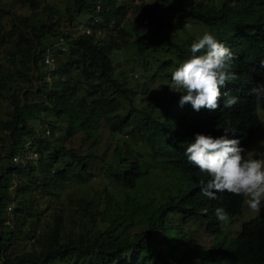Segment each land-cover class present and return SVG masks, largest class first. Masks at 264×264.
Segmentation results:
<instances>
[{
  "label": "trees",
  "instance_id": "1",
  "mask_svg": "<svg viewBox=\"0 0 264 264\" xmlns=\"http://www.w3.org/2000/svg\"><path fill=\"white\" fill-rule=\"evenodd\" d=\"M19 1L28 5L30 14L5 10L0 0V47H5V55H0L4 60L0 61V97L6 98L11 108V117L1 122L5 134L0 133V264H264V216L245 222L239 235L223 234L215 222V208L222 206L228 217L234 216L242 210L244 195L223 192L216 200L203 196L198 179L207 177L183 153L195 132L217 136L226 126L236 128L245 149L252 141L260 123L258 108L264 109V100L257 102L250 92L253 84L264 83V0H221L219 4L189 0L166 21L168 27L199 22L236 57L232 66L236 80L226 82L221 92L238 96V102L224 108L222 96L217 109L202 108L205 114L199 111L191 118L176 106L181 92L167 102L141 110L138 91L128 86L125 73L116 74L111 53L128 45L129 56H144V74L171 79V72L188 50L182 40H152L161 22L149 24L146 16L140 18L146 31L135 34L130 43L125 38L129 32L121 23L127 0H75V7L65 13L43 0ZM97 3L102 4L103 35L66 31L67 21L72 25L84 21ZM137 7L140 12L148 8L143 0ZM189 42L184 40V44ZM48 54L55 58L51 64L45 62ZM51 76L52 80H47ZM146 85L148 82L143 83ZM147 92L144 89L142 93ZM183 107L192 109L189 103ZM45 112L65 120H49L46 125L58 136L52 134L51 127L50 135L37 130L46 121ZM134 114L140 116L139 127L145 126L142 136L150 145V162L126 157L122 146L109 157L98 152L81 155L61 141L63 133L72 135L75 122L92 131L105 121L110 131L121 133ZM28 141V149L39 156L40 171L32 161L28 166L34 158L23 150ZM16 156L23 159L15 162ZM155 161L169 181L165 193L162 197H137V185L142 184L146 169L156 165ZM96 163L102 164L105 181L120 188L116 197L108 184L103 196L96 190L92 199L70 194L68 204L41 223V214L29 194L32 187L48 191L56 181L91 183L99 174L92 169ZM27 168L37 181L33 186L20 184V190L11 192L14 172L26 175ZM196 221L212 237L210 246L199 251L197 258L192 257L193 252L184 251L191 241L188 228ZM24 243L27 250L9 253Z\"/></svg>",
  "mask_w": 264,
  "mask_h": 264
},
{
  "label": "rangeland",
  "instance_id": "2",
  "mask_svg": "<svg viewBox=\"0 0 264 264\" xmlns=\"http://www.w3.org/2000/svg\"><path fill=\"white\" fill-rule=\"evenodd\" d=\"M45 3L53 4L56 9L62 10L65 13L67 8H74L75 7V0H43ZM207 1V0H205ZM216 4H219L221 0H214ZM2 6L5 8L15 12L17 14H30L31 9L28 5H23L19 0H3ZM128 5L127 7L124 6V10H126L125 16L123 17L122 26H125V29L128 30L129 35L125 38L130 42L133 43L134 36L138 32L145 33L146 26L143 23L140 25V18L145 17V20L150 21H158L162 23V27L159 26V30L156 34L152 35V40H155L157 43L162 41H166L168 43H174L177 40L183 42L184 47L189 51V47L191 43L198 39L204 32V28L198 25L197 21H188L182 27L172 26L168 27L165 26L166 21L169 18H172L173 15L178 14V6H186L189 3V0H143V3H146L147 9L144 12H140L139 6L142 0L138 3L136 0H127ZM125 3V1H124ZM151 14L148 16V14ZM8 15H5L4 21L7 20ZM90 16L86 15L83 17L84 20H87ZM168 22V21H167ZM200 24V23H199ZM186 26V27H185ZM190 40L189 44L185 43L184 40ZM128 51H130L129 46H125L122 49H116L114 52L111 53L114 62L116 63V74H124L128 77L127 84L129 87L135 88L138 91V96L141 99V103H138V107L141 110H148L152 104H161L171 100L170 98L179 94L178 91L171 90L168 86L170 83V79L167 77L156 76L152 77L150 74H144L143 66V55H138L133 57L128 55ZM0 55H5V47H0ZM175 58V56H173ZM128 58V59H126ZM0 61H4L0 59ZM155 67L153 66L152 69ZM152 72V71H148ZM47 80H52L51 77H47ZM144 82H148V85L143 86ZM144 89H147V93H142ZM166 98V99H161ZM32 99H34L32 97ZM176 106H179L177 103ZM181 108L182 112H184L189 118L197 116L199 113L194 111L191 108L186 107H177ZM128 109V108H126ZM125 109V110H126ZM201 114H205L204 110H200ZM258 114L260 123L257 126L253 140L250 144H248L246 150L256 151V150H264L261 149V145H264V109L258 108ZM11 117V108L9 105V101L6 98L0 97V133L5 134V131L2 130V120H6ZM44 118L46 121H43V126H38L37 130L44 133L45 129H49L46 127L48 125V121H65L60 120L53 114L49 112H45ZM140 118L139 115H133L128 127L121 133H116L110 131L106 127L105 121H101V123L94 128L92 131H87L81 128L76 122L74 123V128L72 131L71 136H66L64 133L60 135L61 141L64 142L66 147L75 150L77 153L83 155L89 152H98L99 154H103L106 157L113 152V150L117 146H122L125 151L124 155L132 160H141L143 162H150L151 158L149 156L150 145L145 142L143 139L142 133L145 132V126L142 125V128L139 127L138 121ZM53 132H56L52 127L50 128ZM57 136L59 135L58 132ZM50 135V134H47ZM56 135V134H55ZM51 139H55L53 135L50 137ZM57 139V138H56ZM55 141V140H54ZM28 141L23 148L27 152V156L34 157L32 160H29L28 166L34 163L36 169L40 168V163L38 162L37 155L34 152L28 149L29 147ZM250 154V153H249ZM3 155H6V152H3ZM17 160L14 159L15 162H20L21 159L17 156ZM32 161V163H30ZM98 162V161H97ZM154 166H150L145 171V177L142 180V184L137 185L136 189V196L145 199V195H157L159 194L160 197L165 193L164 186L166 183L169 184L168 178L165 176V173L162 172L161 167L155 161ZM37 165V166H36ZM92 169H97L99 174L97 178H94L91 183L85 184H75V183H62V182H51L48 187V191L38 190L34 188L33 184L37 181L34 178L31 172H29V168L25 169L27 171L26 175L20 173V171H15L13 174L14 186L10 188V191L16 193L20 190V184L23 185H30L33 186L32 192H30V196L33 200H35L36 204V211L37 213L41 214L40 221L41 223L47 221L51 216L56 215L59 213L61 208H64L66 204L69 202L70 194L75 196H88L90 199L93 198L94 192L97 190L102 196L104 195V190L106 185L112 189L114 193L113 196L116 197L117 192L120 191V188L111 183L110 181L106 182L104 179V174L102 175L101 172L104 168H102V164L96 163L92 166ZM40 171V169H39ZM1 175V172H0ZM15 175V176H14ZM95 177V176H94ZM100 179H104L100 182ZM154 181V184L152 182ZM31 188V189H32ZM30 189V190H31ZM156 189V190H155ZM155 190V191H154ZM248 197L244 195V204L240 213L228 217L227 221H218L215 222L221 226L223 230V234L228 236H236L239 235L242 226L245 222L252 220L257 216H264V207H261L258 211H254L247 206ZM9 209V208H8ZM11 209L8 210V212ZM12 214V213H10ZM37 218V216H35ZM65 219L69 223V217L65 212ZM52 221V220H51ZM197 221L194 223H190V227L188 228V232L190 235V243H188L184 251L185 252H193L192 257H198L199 251L203 250L206 247H209L212 241L211 234L206 230L202 229L201 226H197ZM82 229V228H79ZM134 228L133 230H135ZM158 242L157 240H155ZM28 246L24 243V246L21 247H12L9 250V253H16L15 251L21 252L23 250H27ZM65 264V263H63Z\"/></svg>",
  "mask_w": 264,
  "mask_h": 264
},
{
  "label": "clouds",
  "instance_id": "3",
  "mask_svg": "<svg viewBox=\"0 0 264 264\" xmlns=\"http://www.w3.org/2000/svg\"><path fill=\"white\" fill-rule=\"evenodd\" d=\"M235 59L222 40L205 31L191 43L186 58L171 72L169 88L182 93L178 104L183 107L189 103L196 112L202 108L211 111L220 106L223 96L224 108L235 105L238 96L229 91L221 92L226 82L236 80L232 70ZM250 92L257 102L264 100V83L253 84ZM260 147L264 149V145ZM183 153L187 161L207 177L198 179L203 196L216 200L217 194L223 192L245 195L250 209L258 211L264 207V150H246L236 135V128L223 127V132L217 136L195 132L184 145ZM214 215L218 221L228 220L222 206L215 208Z\"/></svg>",
  "mask_w": 264,
  "mask_h": 264
},
{
  "label": "built area",
  "instance_id": "4",
  "mask_svg": "<svg viewBox=\"0 0 264 264\" xmlns=\"http://www.w3.org/2000/svg\"><path fill=\"white\" fill-rule=\"evenodd\" d=\"M139 1L140 0H137V2ZM101 10H102V4L97 3L96 6L94 7L93 14L87 20L81 21L73 25L67 21V23H65V25L67 26L66 31H74L76 35H93V36L103 35L105 33V28L100 25ZM61 40L63 41V39ZM57 44H59V42ZM54 61L55 58L53 57L52 54H48L45 58V62L47 64H51ZM45 133L50 134V130L46 129ZM14 159L17 160L18 159L17 156ZM9 209H11V207H9Z\"/></svg>",
  "mask_w": 264,
  "mask_h": 264
}]
</instances>
